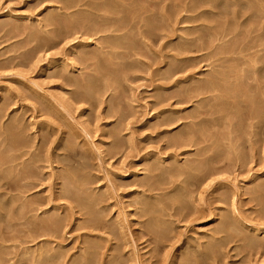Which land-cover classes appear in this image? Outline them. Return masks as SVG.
<instances>
[{"label":"rangeland","instance_id":"rangeland-1","mask_svg":"<svg viewBox=\"0 0 264 264\" xmlns=\"http://www.w3.org/2000/svg\"><path fill=\"white\" fill-rule=\"evenodd\" d=\"M58 1L59 0H57V1L56 0H0V14H1L0 15V115H2V116L6 115L5 117H3L4 119L2 118L3 119L2 122L6 123V124H8L10 122L12 117H13V119L19 118V120H21L20 122L23 121L21 123V126H22L21 130L23 132L24 137L26 138L27 143L30 145L31 149L34 146H36V147H34L36 149L33 148L32 152L31 151L30 152L34 153L33 151H35L34 154H36V155L39 154L38 160L32 159L33 161H31L33 164V168L35 166L34 170H35L36 174H38L37 175L38 177H37V179H35V181L36 180L38 181V179H39V182H36L37 185L38 184L39 185L37 186L36 189H33V191H31V194H34V198H37V199L41 198L43 201V204H40L38 206L40 211H38V212L35 211V213H32V215L30 214L31 215L30 217H32V218L34 217V221H35V217L37 215H40V217H41L42 211L47 210V209H51L52 206H54L56 204L57 205L60 204L59 205L60 208H62V207L63 208L62 209H56L57 211L56 210L50 211V212H52V214L54 211L53 215H58L57 213H59L58 216L62 217V215H64L66 213L62 217L63 218L62 225L64 224L63 226L65 228L60 226V228H61L59 230L60 233H56L57 235H54V236L52 235L53 238L56 236L54 239L56 240V238H57V241L62 236V238L59 241L64 246V249H62V252H65L64 254L66 257V264H68L70 261L76 260L75 257H77L78 250L74 247L80 246L79 243L81 245H84V243L86 242V239L88 240L91 237L90 233L92 235L94 233L93 236L96 235V237L100 236L99 240H97V241H99L98 242L99 244H100V242L102 244V245L98 244L99 247H101V246L102 247L97 249L96 254L98 256H96L94 254V258H95L94 264H99V261H100V264H106L107 261H110V260H107V258L112 259L111 264H113V260H115V258L118 259V261H119V262H115V264H125V263L126 264H187L188 262H189L188 264H191V263L192 264H196V263L197 264H206V263H208V264H264V248H261V247L259 248L257 246L255 249H254V247L253 248L248 247V249H247V246H245L242 241H240V242H242L243 244H241L240 242L237 241V239H235L236 228H238V227L241 228L240 226L235 227V229H232L234 227H232L230 229H226L225 231L220 232L218 234L213 231V228H216L217 224L220 222V218L222 219L223 217L224 218L229 217L232 220L231 222L235 223L234 216H236V215H237V217L240 216L239 218L243 219L244 223L248 222V223H246V225L250 224L252 226V227L250 226V228H255V227L258 229L260 227L264 228L263 227V225H264V214L262 213V210L264 209V207H263L264 206V204H263L264 203V195L261 196V198L263 199V200H261L259 195L257 196L256 189H255L256 187H259L264 183V121H262L263 123H260L261 125H263V129H261L262 127H259L260 124H258V127H257L256 121H254V122H256V124L252 128H249L251 125H250V122L247 121L249 119L247 117V116H249L248 114H258L264 109V102H262V100H261L262 98L259 99V96L256 95L258 93H259V95H261L260 92H258V93L256 92V94H255V93H253L254 91L253 92L251 91V94L256 96L255 97L256 100H254V101H253L254 96H252L249 92L248 94L251 95V97H250L251 99H249L251 101V103H249L250 101H246L248 98H246V100H244L245 98H243L242 101H244L245 104L242 103V105L244 104L243 105L244 108H243V106H240V107H242L243 110L240 109V107H239V109H240L239 111L242 115H244L243 118L247 121V125L249 124L248 126L244 125V127H243V124L246 123L245 120H243V119L240 120L238 117L235 118L236 114L239 112L236 109H233V111L230 109V111H231L230 113L227 111L226 113L224 112L221 115V116H223L222 119L227 118L224 122H226L227 120L228 121L230 120V122L227 121L228 123H230L229 125L227 122H226L227 124L225 123L227 125V127L229 126V128H231L230 125L232 126L234 124V121H236V120H237L236 123H238V121H239L238 124L242 125V126H237L236 123H235L236 125H233V127H232V129L234 131V132H232V133H234L233 137L229 136V134L232 135L231 132L226 133L227 129H229L226 126L225 127L227 129L226 128H224V129L218 128V127H221L218 125V124L221 125V121H222V124L224 123L222 119L221 120L218 119L219 121L218 120L215 121V124L218 127H216L215 125L212 126V124H211V127H208L210 125L207 126L209 128V131H208V128L206 130L211 135L210 140H209V141H211L210 142L211 144L209 143V145H211V147L204 150L207 152L202 151L204 153H202V152L201 153L209 156L210 155L209 153L212 151L211 155H210L211 157L217 156L215 158L219 157L221 160L219 158H218V160L221 162L224 159L223 157L225 156L226 157L224 159L225 162L224 163L221 162V163L217 164L216 167H215V165H213L215 167V170L218 169L217 172L214 170L215 172L212 174V177L208 178L209 181L206 180L207 182L202 183L200 186L198 185L199 188L196 187V185L190 186V188L187 187V189H189V192L193 191V193H189V194L185 193L184 200L187 202L183 201V203L181 202L182 204L180 203L181 205L180 204L178 205V204L174 203L173 201H171L170 199H168L167 197H165L166 198L165 200L162 199L161 204H159L161 206H159V208H158L159 215H161V217L158 215V218L160 220V224H162V226H160V227H163L164 225L165 226L159 230H160V232L163 231V234L165 233L166 235L163 236V239H160L159 237H156L157 235H155L153 233V231L150 230V228H148L150 218H149V216H146V217L142 216L143 211L138 206V204L144 199L143 195L148 194V193H146L148 190V186H147L148 183L144 184L143 182L145 180L146 181L151 180V181H149V183L154 184L157 182L156 180H158L157 178L155 179L154 177H152L153 176L152 174L150 176V173H147V172H149L147 170V168L156 162L155 161L156 159L154 160V158H156V155L162 159H166L167 157H170L171 155L172 156L174 155L176 157L179 155L177 158L179 160L181 159L180 160L181 162L183 160L184 161L183 163H186L187 161H190L192 159L200 160V157L202 158V155L199 156L200 153L198 152L197 147H196V150H194V152L197 151V152H195L196 154L194 152L190 151L191 149L193 150V148H188V147H182V148L179 147V148H176V150H175L174 146H172V147H174V149L171 147V141L176 136V134H178L177 132L180 130V126L182 124H184L185 121H187V120L190 121V119H188V117H189L191 111L193 110V106H194L193 103H186L185 102L186 99H184L185 97L182 96V94L185 92V90L192 87L193 84H189V85L186 84L187 86L185 84H180L178 86L176 82H179L180 80H183L190 75L191 76L196 75L195 77L201 76L204 79L205 73H207V72H203V70L206 68L205 67L206 63L197 62V66H193L192 69L190 68V70H188V72H185V74H184V72L179 73L173 79L166 81V80H164V77L166 75L165 73H166V70L168 68L167 66L169 63L172 62L171 56H172V54H174V52H172L173 50H172L171 45L169 46L168 43H169V41H171L173 39H177L178 35L176 34V36H174V38H172L173 36H171L170 38H165L166 40L165 39L164 40H156L155 39L156 42H155V40H154V43L152 41L153 47L151 48V44H150L149 48H146L142 43H141L142 46L139 44L140 42H142V39H141V41L139 40L140 36L138 35V33L133 32L134 36L132 34V37L133 38L135 37V39L139 38V39H137V41H135V43L139 42L138 43L139 48L141 46L140 49L143 48L142 50H144V49L145 50L141 51L138 48L137 53L134 52L135 53L134 54L133 53L134 50L132 51V53L131 52L129 53L127 58H129V56H130V58L127 60L130 64H132V69H133V70L131 69L132 72L131 71L125 72L124 74H126L127 78L122 81V83L119 85V87L116 85H113V87L111 88L113 90L110 89L109 92L106 93V95H104L101 98V102L99 101L97 105H95V106L93 105V107L95 108L94 109L93 107H91L92 106L91 104L79 102L73 98V94L76 93V91H77L76 88L74 91V86H72L73 87L72 88L71 85L68 82H66L64 80V78L62 77V75L65 73L64 69L63 68L62 69L60 68L59 70L55 69L53 67L54 66L53 64H55L57 60H60L62 58L65 59V57H68V56H69L68 58L71 59V60H69L68 58H66L69 60V61H67L69 63V65H70V63L72 64L74 62L75 63L78 62V60H76L77 56L74 57L73 55H70L71 51L76 49L75 46H77L78 44H81V43L90 42L91 40H94V43H96L95 42L96 39L90 38V40H88L89 38L87 39L86 36H84L82 38V36L80 37V35H70L66 38H63L64 41L62 40V38H60L61 40L55 39L59 43H60V41L61 42L63 41V43H61L60 45H59V43L53 41L54 43L57 44V48H55L56 46L53 47L54 44L53 45L46 44L47 41H44L42 39L39 40V38H35V37L32 38L33 35L31 34V32L37 31V32H43V34L45 36H47L45 39L50 40L51 37H49V35L46 34V32L50 31L49 30L50 25L48 22L45 23L44 22L45 19L43 20V18H46V16L48 14H50V12H53L57 8L62 7V5H63L62 0L59 1L60 3ZM9 21H10V23H9ZM39 21H41L42 24H41V22L39 23ZM240 21H242V19ZM25 23H27V24H25ZM199 24H201V22H199ZM199 24L197 23V25H199ZM13 25L16 26L17 29ZM195 25H196L195 23H187V24H182L181 27H190V26L193 27ZM18 26H20V27H18ZM25 26H27V28ZM24 28H26V30ZM21 29H23V31H21ZM188 31H190V29H188V30L186 29V31H184L183 33H186ZM28 32L30 34H28ZM178 34H180V33H178ZM26 37H27V39H26ZM76 37H77V39H76ZM67 38H69L70 40ZM73 38H74V40H73ZM172 45H174V44H172ZM92 48H93V46H92ZM150 50H152V51H150ZM77 51L78 52H76L75 54L80 55L81 53L79 52V50H77ZM119 52L123 53L125 51L123 49H120ZM139 52L140 53L142 52L141 55L144 57L143 59H145V60H142V56L140 55ZM56 53L58 54V56ZM143 53H145L146 56ZM137 54L139 55V57L137 56ZM152 54H153V56H152ZM134 55L137 58H139L140 61L144 62L145 65L148 63L146 66H148V67L150 66L151 68L148 69V67H147V69H146L145 65L143 66V64H141L139 62L137 63L136 62L137 60H136ZM188 55H183V57L184 56L188 57ZM194 55H196V54L190 53L189 56H194ZM159 56L162 58H160ZM163 56H165L166 60L164 59ZM168 56L170 58H168ZM72 58H74V59H72ZM169 59H171V60H169ZM52 60L53 61L56 60V61L52 62ZM72 60L74 62H72ZM158 61L160 62V64ZM164 62H165V64H164ZM23 63L25 66L23 65ZM78 63H79L78 65H80L81 69H77L76 70L77 72L72 71L70 74L65 73V74H67L68 77H70V75H71L70 78H73L72 76H75V79H77V76L79 77L80 76L79 74H82L81 72H83V74L79 78H81V77L83 78V76L86 77V75H89L88 73H90L91 75L94 74L93 71L91 72V70H92L91 68L86 69V67L84 66L83 63H81L80 61ZM161 63H162V65H161ZM166 63H168V64H166ZM73 65H70V66H73ZM159 65H161V66H159ZM52 68L55 70L53 71ZM84 68H85V70H84ZM165 68H166V70H165ZM155 69H157V70H155ZM58 71H60L61 75L57 74ZM62 71H64V72H62ZM261 80L264 82V78H262ZM64 82H66L70 86L66 85ZM163 85H167V86H163ZM64 86H65V88H63ZM185 86H186V88L184 90ZM163 87L165 88L164 89L165 91L160 89ZM180 87H181V89H180ZM177 88H178V91H177ZM111 91H113V93ZM156 93H157V95H156ZM160 93H162L161 94V95H163L162 97L165 98L164 104H162V103L160 104L157 101V99L159 100L158 94H160ZM153 95H155L156 97H154ZM175 95H177V96H175ZM179 95H180V97H179ZM109 96H111L110 100L107 99ZM233 96L235 97L234 94L231 95V97H233ZM69 99H71V100H69ZM183 99L185 100L184 101L185 103L183 102ZM73 100L76 102H74ZM169 100H170V103H169ZM177 100H179V104H178V102H176ZM259 100H261L260 104H258ZM13 102H14V105H13ZM100 103H102V105ZM247 103L249 104V106ZM111 104H114V105H111ZM250 104H252L251 109L253 108L251 110V113L248 112V111H250V108H249ZM255 104H257L259 106L255 105ZM261 104L263 106H261ZM65 105H66V107H65ZM108 105H110L111 107L118 105V107H116V109H120V110L122 109L123 112L125 111L124 112L125 113V115H124L125 119H123V118H122L123 120L120 119V117L118 115H116L113 112V110L109 111L107 113L108 110L113 109V108H108ZM1 106H2V108H1ZM160 106H162V107H160ZM258 107H259V109H258ZM161 108H162V110H161ZM245 108H247L246 110H248V109L249 110L246 111ZM54 109H56V110H54ZM167 109H171V110L177 112V114H175V115L171 114V116H172L171 118L174 119L173 120L174 122L171 125L164 126V127L163 126H155L156 123H154V122H157V123L159 122V120L156 119L157 115L160 116L159 112H162L163 110H167ZM256 110H260V111H256ZM48 112H50V113H48ZM245 112H246V114H245ZM228 113L232 116V117L230 116V118H232V120L234 118L233 123H232V120L230 118H228L229 117ZM240 113H238V114H240ZM262 113H264V112H262ZM108 114H110V115H108ZM234 114H235V116H233ZM24 115H26V116H24ZM118 117H119V120H118ZM174 117L175 118L177 117L179 119L181 118V119L180 120L177 118L175 119ZM216 117L217 116H215V118H214V116L213 117L210 116V118H208V119H213V118L216 119ZM8 118H9V120H8ZM77 118H79V119H77ZM127 118H129V119H127ZM150 119H153V120L150 121ZM6 121L7 122L9 121V122L7 123ZM81 122H82V124H81ZM243 122H245V123H243ZM152 123H154V124H152ZM174 123H176V124H174ZM104 125H106V126H104ZM60 126H62V127H60ZM236 126L238 127V129L241 127L242 131H241V129H239V131H238ZM152 127L155 128V130H153ZM159 127H160V129H159ZM212 127H215L217 133L216 132H214V133H216V135L213 134V131H215V129ZM222 127H224V126L222 125ZM120 128L122 129V131H120ZM234 128H236V129H234ZM245 128L247 129V134L244 131ZM256 128H257V132H256ZM258 128L260 129L261 132L259 131ZM23 129H24V131H23ZM29 129H30V131H29ZM64 129H65V132H64ZM115 129H117V131H115ZM125 129H126V131H125ZM177 129H178V131H177ZM196 129H198V128H196ZM217 129H218V131H217ZM220 129H222L223 132L225 131L226 134L229 133L227 135V137L229 136L230 137V138L228 137L229 140H231V142H234V144L235 143L240 144L242 141L244 144H245V141H247L249 144H251L253 141V144L250 146L246 142V145L244 147L243 143H242V145L240 144L242 146V148L240 145L235 144V146H234V144H233V146H232L233 149H229V147H230L229 145H231V144H229L230 141L228 140V138L227 139L225 138L226 140H228V142L224 141L225 140L224 138H221V140H220L221 134H223V136H225V134L223 132H220ZM254 129H255V132L257 134L256 136L255 135L253 136V134H252V133H255V132H253ZM61 130H62V132H61ZM25 131H26V133H25ZM112 131H115V132L113 133ZM210 131H212V132H210ZM230 131H231V129H230ZM116 132L120 133V136L117 137ZM123 132H125V133H123ZM218 132H220V134ZM65 133H67V134H65ZM115 133H116V135H115ZM248 133L249 134L251 133V135L249 136ZM106 134L107 135L109 134L111 137H109V135L106 136ZM129 134H130V136H129ZM45 135H48L49 137L45 136ZM214 136H216L218 138V141H217V138L215 139ZM234 136L238 137V138L239 137H243V138L237 139V141L239 140L238 141L239 143H238V142H236V140L233 141V139H235ZM41 137L43 138V142H44V140L46 142L47 138L49 139V141L47 139V142L44 143V144H46V146L43 144L42 141H41L42 143L40 142V140H42ZM119 137H121V138H119ZM212 137H213V139H211ZM244 137H245V140H244ZM79 138H81V139H79ZM118 138H119V140H118ZM123 138H124V140H123ZM249 138H250V140H246ZM254 138H256V139H254ZM222 139H224V140H222ZM240 139H243V140H240ZM117 140H118V142L120 141L119 143H122L121 144L122 148L120 147V149H118L119 152L117 150L114 151V149H113V146H114L115 142H117ZM212 140L217 141L216 142L217 144H218V142H220L218 144L219 147L223 145V144L221 145L222 141H223L222 143L227 142V144H229L228 147L226 146L228 149L225 148L226 143L222 146L223 147V149H222L221 147L219 148L216 145V143L213 144L214 141H212ZM64 141H65V143H64ZM68 142H70V143H68ZM60 146L62 148H60ZM130 146H131V148H130ZM215 146L217 149L215 148ZM236 146H238V148H240L241 152L239 151V149H236L237 151L234 150ZM39 147L41 149H39ZM43 147H44V149H43ZM111 148L113 149V151ZM211 148H212V150H211ZM224 148H225V150L226 149L230 150V152H235L236 155L235 154L232 155V153H231V156H229L230 155L229 151L226 150V153H225ZM47 149H49L48 150L49 152L46 151ZM242 149H243V152H242ZM72 150H74L75 152L74 151L72 152ZM46 152L48 155H45ZM140 152H141V154H140ZM222 152H224L225 154L224 153L222 154ZM237 152L239 153V155H242V159L245 160V157H246L244 164L242 162V159H240L241 162L239 161V158H238L239 155ZM11 153L14 154L15 152H7L5 154V157L12 155ZM105 153H107V155ZM212 153H214L215 156L214 155L212 156ZM227 153H229V155ZM241 153H244V154H241ZM103 154H104V156H103ZM190 154L195 155L194 156L195 158H197V156H199V157L197 159H195V158H192L193 156ZM36 155H34V157H37ZM121 155H122V157H121ZM234 155L236 156V159H235ZM40 156H41V159H43V160H41V159L39 160ZM46 156H47V158H46ZM69 156H70V158H69ZM144 156H146V157L149 156L148 158H152L151 159L152 161L150 159H148V160L145 159L146 160V162H145V160H143ZM183 156H184V158H183ZM227 156H229L231 158L227 159ZM232 156H233V158H232ZM185 157L187 159H185ZM104 158H106V159H104ZM80 159H82V160H80ZM184 159L187 161L185 162ZM230 160H231V162H229ZM236 160H237V162H236ZM38 161L40 164L38 163ZM143 161H144V163H143ZM60 162L61 163L63 162V163L61 164ZM89 162H91V163H89ZM167 162H166L168 164L167 166L174 164V161H167ZM171 162H172V164H170ZM67 163L70 165L69 167L70 168L73 167L74 170H73V168L71 170L69 167H68V169H70V170H68V169L66 170L65 166L67 165ZM235 163H236V165H235ZM63 165H65V166H63ZM39 167H40V169H39ZM225 167H226V169H225ZM63 168H64V170H63ZM75 168L76 169L78 168V169L76 170ZM75 170L78 172L76 174L78 177H80L79 175L82 172L83 175L87 174L86 176H83L81 174L83 177H86L88 179L90 178L89 181L93 180V182L90 181V183H92V185L90 183H88V186L85 185V186H83V188L87 192L91 191L92 193L98 194L99 199H101V200L103 199L102 200L103 202H101V200H99V203L96 206L90 204V205H86V207H85V204H84L83 207L81 206L79 209L80 205L78 206L75 202L69 201V199H67V197L64 198L66 195H64L63 192H62L63 194L59 193L60 189L62 188L59 185L61 182L63 183L62 177L65 174H67L68 172H70L69 174L74 173ZM78 170L81 172H79ZM111 174H113V175H111ZM60 175L61 176L63 175V176L61 177ZM167 176L168 175H165L162 178V183L164 186H160L161 190L156 191L157 193H155V191H154L153 194H158L160 192V195H162L164 197V194H168L167 192L170 191L169 195H172L171 192L173 190V187L174 186L176 187L177 184L179 185L180 180L176 177L170 178L171 176H168L169 177L168 178ZM258 176H260V177L258 178L257 181H254V183L251 182L253 180V178L255 179ZM124 177H126V179ZM150 178H152V179H150ZM153 178L155 180H153ZM169 179H171V181H169ZM175 180L177 183L174 182ZM261 180H262V182H261ZM167 181L169 182V184ZM138 183H140V185ZM254 184L255 185L257 184V185L255 186ZM130 185H131V187H130ZM143 185L145 186V188ZM160 185H162V184H160ZM139 186H141V188H139ZM170 186L172 189L170 188ZM110 187H111V189L109 191H110L111 196L108 193L109 192L108 190H106V189L103 190V188L109 189ZM168 187L170 188L169 190H167ZM49 189H50V191H49ZM201 189L203 192L201 191ZM115 190H116V192H115ZM105 191H108L107 193L109 195L107 193H106L107 195L105 194L106 196L102 195L101 192H103V194H104ZM144 191H145V193L143 194ZM227 191H229V192H227ZM196 192H200L202 194L204 193L203 194L204 196H202V194H201L202 198L204 197V199L202 201H200V198L198 196L199 194ZM99 193H101V195ZM190 194H191V196H190ZM38 195H39V197H38ZM58 195H62V196L64 195V196L63 197L60 196L62 198H59ZM186 195L188 196L187 198H186ZM48 196L49 197L52 196L51 197L52 199H50ZM139 196H140V198H139ZM220 196H222V198H220ZM46 197H48V198H46ZM43 198H46L44 200L50 199L51 202L46 203L47 204V206H46V204H44ZM257 201L260 202L261 204L258 203ZM105 202H107V203H105ZM53 203H55V204L53 205ZM72 203H74L73 204L74 209L72 208L70 210V212L72 211V213H74V214H71L68 211L70 208L69 206H71ZM100 203H103V204L99 205ZM69 204H71V205H69ZM220 204H222V205H220ZM183 205H184V207H188V208H184ZM89 207L92 209V212L90 211V214L88 213V211L90 210ZM160 207H163V208H160ZM66 208L68 210H66ZM83 208L84 209L87 208L86 211L88 214L84 213L85 210ZM108 209H109L108 212L103 211V210H108ZM161 209H163V210L160 213ZM260 209H261V211H260ZM93 210H99L100 212L97 211L96 215L101 216V217L96 216L97 219H96V217H93V216H95L94 214L96 212V211H94V213H93ZM211 211L216 213L217 216H215V220H217V219L218 220L216 222H211V219H208V221H209L208 223H205L204 221L202 222V220L204 218L206 219V217H209V212H211ZM222 211H224V212H222ZM79 212H81V215ZM61 213H62V215H61ZM91 213H93V214H91ZM33 214H36V216H34ZM82 214H84L85 216L87 214V216L85 217ZM117 214H118V217H117ZM72 215H74V216H72ZM90 215L91 216L93 215L92 219L94 218V220H92V221L95 224V226L92 225L93 224L92 221H91V224L89 223V225H87L89 220L91 219ZM140 215H141V217H140ZM50 216H51V213H50ZM219 216H220V218H219ZM86 218L87 219L89 218V220H87ZM39 219L40 218H38L36 221L38 222ZM65 219H66V221H65ZM75 219L78 221L76 222ZM99 219H102L103 222H102V220H100V222H101L100 223ZM67 220H68V222H67ZM79 220H82V221H79ZM161 221H163V222H161ZM23 222L24 221H22V223ZM97 222H99L100 225ZM120 222H121V224H120ZM165 222H167V223L165 224ZM1 223H0V225L4 229L3 225L6 226V223L5 222L4 223L1 222ZM96 223L99 225V227ZM108 223H110L112 225H110ZM84 224H85V226H84ZM113 224L116 225V228ZM90 225L95 227L96 229L94 228L93 230H96L97 232L95 231L92 233L93 230L91 231V228H87V226L91 227ZM96 225H97V227H96ZM201 225H203V226H201ZM199 226L201 228H199ZM21 228L20 229L23 231L18 230L19 228H17V227L12 229L11 232L9 230L6 231L7 232L6 238L8 241L6 240V243H7L6 245L3 244L4 246H7V247L15 244L18 247V249H20V250L18 251L17 249L12 248L13 249V251H12V249L10 250V248H9L6 251L3 249L4 247H2V248H0L1 249L0 251L3 250L2 253H5L4 251H6V253L11 251L13 253V255L10 254L11 252L8 253L7 255H9V257L13 256L15 258V256H14V254H16L15 250L17 252L21 253V251L23 252L25 248L33 247L37 243H39V244L41 243V245H44L45 244L44 241L46 239H50L49 238V236H50L49 231H47V233L45 232V234H47L45 236V238L43 236L44 233L40 232L42 235H37L36 236L37 240L30 242L31 240L28 237H29V235L31 236V232L29 233V230H31L30 229L31 226H30L29 230L26 227H24V228L21 227ZM62 228H63V230H62ZM262 228H260V229H262ZM13 230H15V232H13ZM16 230H18L20 232H17ZM83 230H85V231H83ZM88 231H91V232L87 233ZM241 231L244 233H251V231L249 232L248 230H245V229L241 230ZM8 232H10V233H8ZM24 232H25V234H24ZM234 232H235V234H234ZM16 233H19L17 235L18 237L16 235H15L16 237L13 236ZM121 233H123V234H121ZM151 233H152V235H151ZM11 234L13 237L11 236ZM27 234H29V235H27ZM110 234H111V236H110ZM258 234H262V231L258 232ZM210 235H213L214 238L209 240L208 236H210ZM237 235H239V233ZM262 236L263 235L260 236V239H262L261 238ZM39 237H40V239H39ZM98 237L96 239H98ZM16 238H19L20 240L23 239V243L21 242L23 245H21L20 241H18L19 239H16ZM201 238L205 239L206 242H205V240H203ZM216 238H217V240H216ZM103 239H107V240L105 241ZM75 240H77L76 244H78V246L74 245ZM25 241L27 242L26 244H24ZM62 241H63V243H62ZM108 241H110V242H108ZM219 242L222 246L219 245ZM3 243H5V241ZM196 243H198V245ZM206 243L208 245H206ZM213 245H215V248L217 247V250L220 248L221 249L223 248L222 252L220 251L221 250L220 249V250H218L219 253L217 252L214 254V255H216V254L218 255L215 257H214V255H212V253L206 252L207 249H205L206 247H208V249L210 247H214ZM218 245L220 248L218 247ZM48 246L50 247L49 243H48ZM198 246H199V248H197ZM203 247H205V248H203ZM103 250H104V252H103ZM112 250L114 252H112ZM197 251H199V252H197ZM203 251H205L206 253ZM79 252H81V251H79ZM6 253H5V255H6ZM183 253H185L186 256ZM195 253H198V254H195ZM207 253L213 257H211V256L209 257V255ZM201 254H203V255L200 256ZM7 255L4 258V262L5 261L7 262L5 264H11V261H7V260H9V257ZM204 255L205 256L207 255L206 256L207 258ZM73 256H75V257H73ZM194 256H196V257H194ZM199 257H202V258H199ZM2 258H3V256H2ZM123 258L125 260H123ZM197 258H199V259H197ZM213 258H215V259H213ZM20 259H21V261L19 262V264H26V263L33 264L30 262V259H31L30 257H26L27 260L25 259V257L23 259L22 258H20ZM180 259H182V260H180ZM185 259H186V262H185ZM68 260H70V261L68 262ZM131 260H133V261H131ZM41 261L44 262V260H41ZM115 261H117V260H115ZM193 261H195V262H193ZM196 261H198L199 263ZM46 262H47V259H45L44 263H46ZM81 262H83V261H81ZM64 264H65V262H64Z\"/></svg>","mask_w":264,"mask_h":264},{"label":"bare ground","instance_id":"bare-ground-1","mask_svg":"<svg viewBox=\"0 0 264 264\" xmlns=\"http://www.w3.org/2000/svg\"><path fill=\"white\" fill-rule=\"evenodd\" d=\"M57 1V0H56ZM60 1V0H59ZM58 1V2H59ZM53 3V2H52ZM60 3V2H59ZM62 7L57 8L55 11L50 12V14H48L46 16V18H43L44 22H48L49 23V27H50V31L46 32V34L49 35L50 40L49 39H45L47 36H45L43 34V32H37V31H33L31 32L32 38H39L47 41L46 44H50L56 46L55 48H57V44L54 42H57L56 40H61L60 38H66L70 35H80V37L82 36V38L84 36L87 37L88 40L91 39H96V43H94V40H91L90 42H86V43H81V44H76L77 46L76 49H74L73 51H71L70 55H73L74 57L77 56L76 60H78V62L80 61L81 63L84 64V66L86 67V69L91 68V72L93 71V75H91L90 73H88L89 75H86V77L83 76V78H79L83 72H81L82 74H79L80 76H77V79H75V76H72L73 78H70L67 76V74H70L72 71H76L77 69H81L80 65H78V62H74L72 60V62L74 63H69L67 61L71 60L68 57H65V59H60V60H55L56 63L53 64L55 69H64L65 73L67 74H63L62 77L64 78V80L66 82H68L71 87L74 86V91L76 88V93L73 94V98L76 101L79 102H83V103H89L91 104L93 107V105H97L98 102H101V98L106 95V93L109 92V90L113 87V85H116L119 87V85L122 83V81L124 79H126V74H124L127 71H131L132 69V64H130L128 62L127 56L129 55V53L133 51L137 53V50L139 48V44L142 46V44L146 47L149 48L150 44H151V48L152 46V41L154 43V40H164L165 38H170L171 36H173L172 38H174V36H177V39H173L171 41H169L168 45L172 47V52H174V54H172L171 56V63H166L168 64V68L166 70V75L164 77V80H171L173 79L176 75H178L179 73L184 72H188V70H190V68L192 69L193 66H197V62H203L206 63L205 65V69L203 70V72H207L205 73V77L204 79L201 76H197L196 75H190L188 77H186L183 80H178L179 82H176L177 85L179 86L180 84H193L192 87H188L189 89L185 90L186 86L184 87L185 92L182 94L183 97H185L184 99H186V101L183 99V102L185 101L186 103H193V112L191 111L187 121L184 122V124H182L180 126V130L178 131L177 129V133L176 136L172 139L171 141V147L174 146L175 150L176 148H182V147H188V148H193V150L191 149V152H194V150H196V147L198 148V152L200 153L199 156L202 155V158L200 157V160H190L187 161L185 159H187L185 157V162L182 160V162L176 157V156H170L167 157L166 159H162L159 158V156L156 155V158H154V160L156 161L153 165L149 166L147 168V170L151 174L153 175L152 177H154L155 179L157 178L158 180H156L157 182L154 184H150L149 181H144L143 183H148V190L146 193L148 194H144L145 191L143 192V196L144 199L140 202L139 200V204L138 206L142 209L143 214L142 216H149L150 221L148 224V228H150V230L153 231V233L155 235H157L156 237H159L160 239H163V236H165L166 234H163V231L160 232L159 229L163 228L160 227L162 226V224H160V220L158 218L159 215V211L158 208L159 204H161L162 199L165 200L167 197L168 199H170L171 201H173L176 204H180L181 202H187L184 200V195L185 193H193V191L189 192L190 186H195L199 188V186L204 183L209 181L208 178L212 177V174L217 170H215V167L217 164L219 163H224L225 162V156L222 158L223 160L220 162L218 160V158H215L217 156L214 155V153H212V156L214 155L215 157H211V152L207 155H204L202 153L207 152L204 151L206 149H208L209 147H211V145H209V143L211 141L210 137L211 135L209 134V128L215 125V121H217L218 119L221 120L223 118V116H221L224 112L226 113L227 111L230 113V109L233 111V109L236 110H240L242 109V107L245 103L244 101H242L243 98H245L244 100H246V98H248L246 101H250L249 99H251V91L253 93L256 94V92H260L261 95L256 94L257 96H259V99L262 98V102H264V82L261 80L262 78H264V0H62ZM61 5V4H60ZM238 8V9H237ZM52 9V8H51ZM48 10V9H47ZM12 12V11H11ZM13 13V12H12ZM1 15V14H0ZM12 17V16H11ZM18 18V17H17ZM22 18V17H21ZM10 19V18H9ZM242 19V21H240ZM8 21V20H7ZM6 22V21H5ZM41 21H39L40 23ZM199 22H201V24H199ZM4 23V22H3ZM10 23V21H9ZM18 23V22H17ZM21 23V22H20ZM37 23V22H36ZM187 23H195V26H190V27H181L182 24H187ZM197 23L199 25H197ZM2 24V23H1ZM8 24V23H7ZM14 24V23H13ZM19 24V23H18ZM23 24V23H22ZM27 24V23H25ZM29 24V23H28ZM42 24V22H41ZM9 25V24H8ZM17 25V24H16ZM47 25V24H46ZM3 26V25H2ZM14 26V25H13ZM7 27V26H6ZM12 27V26H11ZM16 28V26H14ZM20 27V26H18ZM27 28V26H25ZM10 28V27H9ZM13 28V27H12ZM11 28V29H12ZM26 28H24L26 30ZM29 28V27H28ZM44 28V27H43ZM46 28V27H45ZM14 29V28H13ZM17 29V28H16ZM48 29V28H47ZM186 29H190V31L183 33L184 31H186ZM15 30V29H14ZM24 30V31H25ZM33 30V29H32ZM35 30V29H34ZM17 31V30H16ZM20 31V30H19ZM21 31H23V29H21ZM29 31V30H28ZM12 32V31H11ZM30 32V31H29ZM28 32V34H30ZM133 32L138 33V35L140 36V41L142 39V42H138L135 43V41H137V39H135V37H132ZM17 33V32H16ZM24 33V32H23ZM180 33V34H178ZM21 35V34H20ZM136 35V34H135ZM134 36V34H133ZM138 36V37H139ZM30 37V36H29ZM48 37V38H49ZM31 38V37H30ZM27 39V37H26ZM56 39V40H55ZM69 39V38H67ZM77 39V37H76ZM79 39V38H78ZM85 39V38H84ZM37 40V39H36ZM70 40V39H69ZM74 40V38H73ZM155 40V42H156ZM166 40V39H165ZM175 40V41H174ZM33 41V40H32ZM54 41V42H53ZM64 41V40H63ZM63 41L59 43V45L61 43H63ZM70 42V41H69ZM85 42V41H84ZM159 42V41H158ZM38 43V42H37ZM142 43V44H141ZM56 44V45H55ZM95 44V45H94ZM174 44V45H172ZM43 45V44H42ZM44 46V45H43ZM93 46V48H92ZM140 46V48H141ZM156 46V45H155ZM32 47V46H31ZM39 47V46H38ZM69 47V46H68ZM73 47V46H72ZM45 48V47H44ZM43 48V49H44ZM91 48V49H90ZM139 48V49H140ZM164 48V47H163ZM166 48V47H165ZM169 48V47H168ZM37 49V48H36ZM35 49V50H36ZM48 49V48H47ZM70 49V48H69ZM120 49H123L125 52L121 53L119 52ZM143 49V48H142ZM140 49L141 51H144ZM34 50V51H35ZM42 50V49H41ZM68 50V49H67ZM76 50V51H75ZM77 50H79V52L81 53L80 55L75 54L76 52H78ZM168 50V49H167ZM33 51V50H32ZM39 51V50H38ZM152 51V50H150ZM163 51V50H162ZM60 52V51H59ZM67 52V51H66ZM65 52V53H66ZM35 53V52H34ZM140 53V52H139ZM150 53V52H149ZM190 53H195L196 55L194 56H189ZM57 54V53H56ZM67 54V53H66ZM69 54V53H68ZM135 54V53H134ZM142 54V52L140 53V55ZM145 55V53H143ZM189 54V55H188ZM28 55V54H27ZM34 55V54H33ZM155 55V54H154ZM163 55V54H162ZM183 55H188V57H183ZM192 55V54H191ZM23 56V55H22ZM26 56V55H25ZM58 56V54H57ZM72 56V57H73ZM133 56V55H132ZM135 56V55H134ZM137 56L139 57V55L137 54ZM142 56V55H141ZM146 56V55H145ZM153 56V54H152ZM156 56V55H155ZM160 57V56H159ZM165 59V56H163ZM68 58V59H66ZM136 58V62L143 64V66L145 65L144 62L140 61L139 58ZM144 57L142 56V60ZM156 58V57H155ZM162 58V57H160ZM168 58H170L168 56ZM27 59V58H26ZM74 59V58H72ZM139 59V60H138ZM152 59V58H151ZM157 59V58H156ZM155 59V60H156ZM162 60V59H161ZM166 60V59H165ZM16 61V60H15ZM52 60V62H55ZM148 61V60H147ZM21 62V61H20ZM24 62V61H23ZM156 62V61H155ZM159 62V61H158ZM169 62V61H168ZM6 63V62H5ZM17 64V63H16ZM49 64V63H48ZM148 64V63H147ZM146 64V65H147ZM152 64V63H151ZM154 64V63H153ZM160 64V62H159ZM165 64V62H164ZM24 65V63H23ZM145 65V66H146ZM162 65V63H161ZM159 65V66H161ZM25 66V65H24ZM52 66V65H51ZM142 66V65H141ZM152 66V65H151ZM158 66V65H157ZM165 66V65H164ZM148 66H146L147 69ZM83 68V67H82ZM151 67L149 66L148 69H150ZM53 69V68H52ZM53 69V71L55 70ZM194 69V68H193ZM85 70V68H84ZM133 70V69H132ZM136 70V69H135ZM157 70V69H155ZM161 70V69H160ZM62 71V72H64ZM82 71V70H81ZM148 71V70H147ZM61 72V73H62ZM77 72V71H76ZM132 72V71H131ZM137 72V71H136ZM17 73V72H16ZM53 73V72H52ZM160 73V72H159ZM246 73V74H245ZM57 74H60V71H58ZM124 74V75H123ZM128 74V73H127ZM131 74V73H130ZM61 75V74H60ZM73 75V74H72ZM123 75V76H122ZM199 75V74H198ZM128 76V75H127ZM203 76V75H202ZM55 77V76H54ZM61 77V78H62ZM154 77V76H153ZM159 78V77H158ZM162 78V77H161ZM157 79V78H156ZM155 79V80H156ZM177 79V78H176ZM152 80V79H151ZM154 80V81H155ZM159 81V80H158ZM162 81V80H161ZM174 81V80H173ZM66 82H64L66 85ZM63 83V84H64ZM156 83V82H155ZM174 83V82H173ZM65 85V86H66ZM69 85V86H70ZM65 86L63 88H65ZM163 86H167V85H163ZM176 86V85H175ZM68 87V86H67ZM66 87V88H67ZM16 88V87H15ZM70 88V87H69ZM73 88V87H72ZM170 88V87H169ZM156 89V88H155ZM161 90H164L165 88H160ZM181 89V87H180ZM17 90V89H16ZM113 90V89H111ZM169 90V89H168ZM183 90V91H184ZM165 91V90H164ZM178 91V88H177ZM4 92V91H3ZM60 92V91H59ZM66 92V91H65ZM113 93V91H111ZM162 92V91H161ZM182 92V91H181ZM250 92V94H248ZM6 93V92H5ZM67 93V92H66ZM162 93L158 94L159 100L157 99V101L161 104H164L165 102V98L162 97L163 95H161ZM178 94V93H177ZM234 94L235 97H231V95ZM59 95V94H58ZM68 95V94H67ZM157 95V93H156ZM154 97H156L155 95H153ZM152 96V97H153ZM177 96V95H175ZM254 96V95H252ZM261 96V97H260ZM5 97V96H4ZM70 97V96H69ZM110 97V98H109ZM107 99H111V96H109ZM153 97V98H154ZM180 97V95H179ZM182 97V98H183ZM256 96H254V100H256L255 98ZM41 98V97H40ZM72 98V99H73ZM170 98V97H169ZM168 98V99H169ZM172 98V97H171ZM174 98V97H173ZM176 98V97H175ZM26 99V98H25ZM106 99V100H107ZM135 99V98H134ZM3 100V99H2ZM43 100V99H42ZM57 100V99H56ZM71 100V99H69ZM105 100V101H106ZM113 100V99H112ZM125 100V99H124ZM175 100V99H174ZM261 100H259L260 104ZM44 101V100H43ZM74 101V100H73ZM74 101V102H76ZM182 101V100H181ZM252 101V102H253ZM19 102V101H18ZM71 102V101H70ZM69 102V103H70ZM103 102V101H102ZM157 102V103H158ZM168 102V101H167ZM176 102H178L179 104V100H177ZM184 102V103H185ZM50 103V102H49ZM68 103V102H67ZM108 103V102H107ZM122 103V102H121ZM170 103V100H169ZM242 103H244L242 105ZM251 103V101L249 102ZM255 103V102H254ZM257 103V102H256ZM6 104V103H5ZM102 105V103H100ZM181 104V103H180ZM248 104V103H247ZM253 104V103H252ZM250 104V111L246 110L247 108H245L246 111L251 113V105ZM9 105V104H8ZM14 105V102H13ZM16 105V104H15ZM114 105V104H111ZM121 105V104H120ZM257 105V104H255ZM100 106V105H99ZM246 106V105H245ZM249 106V104H248ZM259 106V105H257ZM261 106H263L261 104ZM11 107V106H10ZM15 107V106H14ZM48 107V106H47ZM51 107V106H50ZM66 107V105H65ZM117 106H110L108 105V108H113L107 111V113L109 111H112L118 115L120 117V119H125L124 115H125V111L123 112L122 109H116ZM162 107V106H160ZM240 107V109H239ZM255 107V106H254ZM2 108V106H1ZM53 108V107H52ZM63 108V107H62ZM94 108V107H93ZM98 108V107H97ZM100 108V107H99ZM121 108V107H120ZM166 108V107H165ZM169 108V107H168ZM244 108V106H243ZM263 108V107H262ZM261 108V109H262ZM17 109V108H16ZM26 109V108H25ZM64 109V108H63ZM70 109V108H69ZM90 109V108H89ZM95 109V108H94ZM93 109V110H94ZM132 109V108H131ZM191 109V108H190ZM259 109V107H258ZM56 110V109H54ZM158 110V109H157ZM162 110V108H161ZM235 110V111H236ZM243 110V109H242ZM234 111V112H235ZM255 111V110H254ZM256 111H260V110H256ZM23 112V111H22ZM112 112V113H113ZM185 112V111H184ZM264 109L258 113V114H248L249 116H247L249 119L247 121L250 122V127L252 128L256 122H257V127L258 124L263 123L262 121H264ZM38 113V112H37ZM50 113V112H48ZM53 113V112H52ZM74 113V112H73ZM95 113V112H94ZM129 113V112H128ZM160 116L157 115V118L159 120V122H154L156 123L155 126H168L171 125L174 121V119H172L171 114L175 115L177 114V112L171 110V109H167V110H163L162 112H159ZM228 113V114H229ZM236 113V112H235ZM240 113V111L238 112ZM235 114L233 116H235V118H239L240 120H245L243 117L244 115L240 114ZM255 113V112H254ZM6 114V113H5ZM55 114V113H54ZM150 114V113H149ZM227 114V115H228ZM233 114V113H232ZM246 114V112H245ZM110 115V114H108ZM6 116V115H5ZM0 115V223L1 222H5L6 226H4V229L2 228V226L0 225V248L4 247L3 249L7 251V249L10 248V250L12 248L17 249L18 251L20 249H18V247L13 244L12 246H4L3 244H7L6 240H7V232L6 231H10L12 229H14L15 227L19 228L18 230H21V227H26L30 228L31 226V230H29V233L31 232V236L29 234L30 238V242H33L35 240H37V235H42L40 232L44 233V238L47 234H45V232L47 233V231L50 232V239H44L45 244L41 245V243H37L35 246L33 247H27L24 249V251L21 253L17 252L15 250L14 256H10L7 255L8 253H6V251H4L6 253V255L9 257V260L7 261H11V264H19V262L21 261L20 258H24L26 259V257H30V262L33 264H66V257H65V252H62V249H64V246L60 243V239L57 241L52 237V235H57L56 233H60V226L64 227L62 225V220H63V216L62 213V217L58 216L59 213H57L58 215H53L52 210H56V209H62L60 208V204L59 205H54L55 203H53L54 206H52L51 209H47L42 211L41 213V217L40 215L33 214L35 217V221H34V217H30L32 215V213H35L40 211L39 209V205L43 204L42 199H37L34 198V194H31V191H33V189H36L37 183L39 182L35 179H37V175L34 168H33V164L31 161L34 160H38V155L34 154L35 151L32 152V149L36 146H34L32 149L30 147V145L27 143L26 138L23 135L22 132V126L20 122L21 120H19V118H14L12 117V121L10 120V124H6L3 123L2 120L4 119L3 117ZM21 116V115H20ZM26 116V115H24ZM129 116V115H128ZM209 116V117H208ZM214 116H217L216 119H208ZM229 116V117H228ZM227 117L230 118V114ZM83 117V116H82ZM118 117V120H119ZM130 117V116H129ZM185 117V116H184ZM208 117V118H207ZM232 117V116H231ZM3 118V119H2ZM57 118V117H56ZM175 118V117H174ZM177 118V117H176ZM175 118V119H176ZM225 118V117H224ZM23 119V118H22ZM79 119V118H77ZM76 119V120H77ZM81 119V118H80ZM108 119V118H107ZM122 119V120H123ZM129 119V118H127ZM179 119V118H177ZM181 119V118H180ZM179 119V120H180ZM183 119V118H182ZM227 119V118H226ZM226 119H222L223 122ZM232 120V118H230ZM7 120V119H6ZM9 120V118H8ZM65 120V119H64ZM153 119H150V121H152ZM218 120V121H219ZM183 121V120H182ZM228 121V120H227ZM226 121V122H227ZM234 121V118L232 120V123ZM246 121V120H245ZM247 121L245 124H243L246 126L247 125ZM256 121V122H254ZM121 122V121H120ZM177 122V121H176ZM224 122L222 124L221 121V125L218 124L221 127L218 128H226L227 127V123L230 122V120L226 123ZM236 121H234L233 125L237 126H242L241 124L239 125V121L238 123H236ZM248 122V123H249ZM152 123V124H154ZM217 123V122H216ZM220 123V122H219ZM226 123V124H225ZM236 123V124H235ZM242 123V122H241ZM82 124V122H81ZM176 124V123H174ZM230 123H228L229 125ZM121 125V124H120ZM210 125V126H208ZM222 125L224 127H222ZM233 125L229 128V126L227 128V132H234L232 127ZM249 125V124H248ZM247 125V126H248ZM24 126V125H23ZM29 126V125H28ZM59 126V125H58ZM79 126V125H78ZM106 126V125H104ZM208 126V127H207ZM226 126V127H225ZM236 126V128L238 129V127ZM35 127V126H34ZM62 127V126H60ZM124 127V126H123ZM206 127V128H205ZM256 127V126H255ZM259 127H262L261 129H263V125L260 124ZM36 128V127H35ZM90 128V127H89ZM198 128V129H196ZM208 128V131L206 130ZM215 129V127H212ZM211 128V129H212ZM234 128V129H236ZM33 129V128H32ZM86 129V128H85ZM110 129V128H109ZM153 130H155V128L152 127ZM160 129V127H159ZM231 129V131H230ZM239 129L242 128L240 127ZM238 129V131H239ZM259 129V128H258ZM24 131V129H23ZM30 131V129H29ZM111 131V130H110ZM109 131V132H110ZM115 131H117V129H115ZM115 131H112L113 133ZM120 131H122V129L120 128ZM119 131V132H120ZM126 131V129H125ZM218 131V129H217ZM237 131V132H238ZM244 131L247 134V129L245 128ZM260 131V129H259ZM62 132V130H61ZM65 132V129H64ZM108 132V133H109ZM212 132V131H210ZM216 129L215 131H213V134L216 135ZM220 132H223L222 129H220ZM220 132H218L220 134ZM236 132V131H235ZM251 132V131H250ZM255 132V129L254 131ZM256 132H257V128H256ZM255 133H252L253 136L257 135ZM261 132V131H260ZM26 133V131H25ZM44 133V132H43ZM117 133V137L120 136V133ZM115 133V135H116ZM125 133V132H123ZM225 134V136H223V134H221L220 140L221 138H228L229 136L233 137V134L227 137L228 134L225 133V131L223 132ZM241 133V132H240ZM67 134V133H65ZM238 134V133H237ZM249 134V133H248ZM26 135V134H25ZM40 135V134H39ZM70 135V134H69ZM109 135V134H108ZM106 134V136H108ZM113 135V134H112ZM114 135V136H115ZM174 135V134H173ZM236 135V134H235ZM241 135V134H240ZM239 135V136H240ZM251 135V133L249 134V136ZM30 136V135H29ZM43 136V135H42ZM48 136V135H45ZM130 136V134H129ZM162 136V135H161ZM242 136V135H241ZM244 136V135H243ZM44 137V136H43ZM49 137V136H48ZM71 137V136H70ZM74 137V136H73ZM109 137H111L109 135ZM116 137V136H115ZM116 137V138H117ZM123 137V136H122ZM165 137V136H164ZM215 139L217 138L216 136H214ZM229 137V138H230ZM29 138V137H28ZM37 138V137H36ZM45 138V137H44ZM47 138V137H46ZM103 138V137H102ZM121 138V137H119ZM118 138V140H119ZM228 138V140H229ZM237 141V139L239 138H243V137H235ZM42 140H40V142H43V138L41 137ZM48 139V138H47ZM46 139V142H47ZM61 139V138H60ZM81 139V138H79ZM106 139V138H105ZM110 139V138H109ZM108 139V140H109ZM126 139V138H125ZM169 139V138H168ZM213 139V137L211 138ZM222 139V140H224ZM224 140L227 141L228 140ZM232 139V138H231ZM256 139V138H254ZM117 140V142H115L113 149L114 151L118 149H120V147L122 146V143H119ZM124 140V138H123ZM243 140V139H240ZM245 140V137H244ZM246 140H250L246 139ZM37 141V140H36ZM49 141V139H48ZM68 141V140H67ZM66 141V142H67ZM70 141V140H69ZM214 141V140H212ZM218 141V138H217ZM217 141H214L213 144H215ZM231 145L227 144V142L222 143L221 145L225 144V148L228 147V145L230 146L229 149H233L232 146L234 144V142H231V140H229ZM256 141V140H255ZM41 142V143H42ZM45 140L43 142L46 143ZM123 142V141H122ZM167 142V141H166ZM169 142V141H168ZM241 142V141H240ZM243 143V141L240 143L245 147L246 145ZM62 143V142H61ZM65 143V141H64ZM70 143V142H68ZM67 143V144H68ZM104 143V142H103ZM114 143V142H113ZM220 142H218L219 144ZM239 143V142H238ZM248 143V142H247ZM256 143V142H255ZM33 144V143H32ZM60 144V143H59ZM63 144V143H62ZM111 144V143H110ZM124 144V143H123ZM211 144V143H210ZM218 144L216 143V145L218 146ZM236 145H240L235 143ZM234 144V146H235ZM249 144V143H248ZM253 144V141L251 144H249L250 146ZM46 146V144H44ZM70 145V144H69ZM85 145V144H84ZM100 145V144H99ZM98 145V146H99ZM125 145V144H124ZM131 145V144H130ZM169 145V144H168ZM222 145V146H223ZM240 145V146H241ZM256 145V144H255ZM42 146V145H41ZM67 146V145H66ZM213 146V145H212ZM220 146L222 149L223 147ZM227 146V147H226ZM239 146V147H240ZM127 147V146H126ZM129 147V146H128ZM133 147V146H132ZM174 147H172L174 149ZM214 147V146H213ZM219 147V146H218ZM219 147V148H220ZM47 148V147H46ZM60 148H62L60 146ZM65 148V147H64ZM97 148V147H96ZM122 148V147H121ZM131 148V146H130ZM139 148V147H138ZM195 148V149H194ZM216 148V146H215ZM224 148V150H225ZM242 148V146H241ZM256 148V147H255ZM36 149V148H34ZM39 149H41L39 147ZM38 149V150H39ZM44 149V147H43ZM74 149V148H73ZM110 149V148H109ZM112 149V148H111ZM112 149V151H113ZM129 149V148H128ZM171 149V148H170ZM217 149V148H216ZM228 149V148H227ZM226 149V150H227ZM236 149H239V151L241 152L240 148H238V146L235 147V151H237ZM244 149V148H243ZM242 149V152H243ZM251 149V148H250ZM249 149V150H250ZM49 149H47L46 151H48ZM134 150V149H133ZM212 150V148H211ZM215 150V149H214ZM223 150V151H224ZM225 150V153H226ZM31 151V152H30ZM55 151V150H54ZM74 150H72L73 152ZM89 151V150H88ZM102 151V150H101ZM109 151V150H108ZM127 151V150H126ZM130 151V150H129ZM138 151V150H137ZM204 151V152H202ZM210 151V150H209ZM208 151V152H209ZM227 153L229 156L235 154V152H230ZM238 151V152H239ZM7 152H15L12 155H9L8 157H5V154ZM39 152V151H38ZM49 152V151H48ZM75 152V151H74ZM105 152V151H104ZM119 152V151H118ZM134 152V151H133ZM142 152V151H141ZM140 152V154H141ZM197 152V151H195ZM194 152V153H195ZM202 152V153H201ZM221 152V151H220ZM237 152V153H238ZM250 152V151H249ZM40 153V152H39ZM102 153V152H101ZM193 153V154H194ZM224 152H222L223 154ZM224 153V154H225ZM100 154V153H99ZM107 155V153H105ZM155 154V153H154ZM187 154V153H186ZM196 154V153H195ZM221 154V153H220ZM244 154V153H241ZM34 155H36L37 157H34ZM45 155H48L47 152ZM80 155V154H79ZM177 155V154H176ZM185 155V154H184ZM189 155V154H188ZM192 155V154H190ZM198 155V154H197ZM236 155V154H235ZM234 155V156H235ZM239 155V153H238ZM246 155V154H245ZM104 156V154H103ZM164 156V155H163ZM169 156V155H168ZM192 158H195V155H192ZM197 156V158L199 157ZM223 156V155H222ZM227 156L228 158H231ZM256 156V155H255ZM122 157V155H121ZM143 157V156H142ZM144 156L143 160H148V159H152V158H148ZM152 157V156H151ZM155 157V156H154ZM166 157V156H165ZM248 157V156H247ZM47 158V156H46ZM45 158V159H46ZM66 158V157H65ZM70 158V156H69ZM141 158V157H140ZM184 158V156H183ZM195 158V159H197ZM233 158V156H232ZM239 161L241 162L240 159H242V155L238 156ZM41 159V156L39 157V160ZM61 159V158H60ZM78 159V158H77ZM76 159V160H77ZM106 159V158H104ZM220 159V158H219ZM236 159V156H235ZM234 159V160H235ZM43 160V159H41ZM70 160V159H69ZM82 160V159H80ZM90 160V159H89ZM141 160V159H140ZM145 160V162H146ZM221 160V159H220ZM246 160V157H245ZM244 159H242V162L244 164ZM254 160V159H253ZM252 160V161H253ZM49 161V160H48ZM58 161V160H57ZM74 161V160H73ZM152 161V160H151ZM167 161H174L173 165H169L167 166L168 162ZM35 162V161H34ZM33 162V163H34ZM154 162V161H153ZM167 162V163H166ZM231 162V160L229 161ZM237 162V160H236ZM39 163V161H38ZM50 163V162H49ZM61 163V162H60ZM63 163V162H62ZM61 163V164H62ZM77 163V162H76ZM91 163V162H89ZM121 163V162H120ZM144 163V161H143ZM183 163V164H182ZM227 163V162H226ZM32 164V165H31ZM40 164V163H39ZM47 164V163H46ZM53 164V163H52ZM75 164V163H74ZM79 164V163H78ZM172 164V162L170 163ZM176 164V165H175ZM230 164V163H229ZM68 165V166H67ZM67 165H63L65 166L66 170L68 169V167L70 166L68 163ZM149 165V164H148ZM215 165V167L213 166ZM226 165V164H225ZM236 165V163H235ZM50 166V165H49ZM76 166V165H75ZM113 166V165H112ZM224 166V165H223ZM229 166V165H228ZM38 167V166H37ZM36 167V168H37ZM48 167V166H47ZM46 167V168H47ZM78 167V166H77ZM118 167V166H117ZM120 167V166H119ZM142 167V166H141ZM70 168V167H69ZM73 168V167H72ZM72 168H70L72 170ZM90 168V167H89ZM214 168V169H213ZM231 168V167H230ZM40 169V167H39ZM50 169V168H49ZM54 169V168H53ZM68 169V170H70ZM76 169V168H75ZM78 169V168H77ZM76 169V170H77ZM80 169V168H79ZM226 169V167H225ZM64 170V168H63ZM62 170V171H63ZM74 170V168H73ZM75 170V174L68 172L67 174H65L62 178H63V183H60V187H62L60 189L59 193H64V195H66L64 198L67 197V199H69V201L75 202L78 206L79 209L80 207L85 204L86 205H94L96 206L99 203V196L96 193H92L91 191L87 192L83 186L87 185L88 183H90V181L93 182V180H90L86 177V175L82 174V170L79 171L80 173V177H78L76 174L78 173ZM88 170V169H87ZM215 170V171H214ZM231 170V169H230ZM38 171V170H37ZM40 171V170H39ZM84 171V170H83ZM113 172V171H112ZM92 173V172H91ZM145 173V172H144ZM53 174V173H52ZM61 174V173H60ZM83 176H82V175ZM100 174V173H99ZM54 175V174H53ZM57 175V174H56ZM55 175V176H56ZM113 175V174H111ZM171 176L170 178L176 177L180 180V184L175 187H173L172 190V195H169L170 191L167 192L168 194H164V197L162 195H160V192L158 194H153V192L155 191V193H157L156 191L161 190L160 186H164L162 183V178L165 176ZM121 176V175H120ZM119 176V177H120ZM167 176V177H168ZM82 177V178H81ZM112 177V176H111ZM139 177V176H138ZM142 177V176H141ZM260 176L256 177L255 179L253 178V180L251 182L254 183V181H257L258 178ZM80 178V179H79ZM96 178V177H95ZM126 179V177H124ZM153 178V180H155ZM169 178V177H168ZM221 178V177H220ZM46 179V178H45ZM144 179V178H143ZM152 179V178H150ZM48 180V179H47ZM103 180V179H102ZM141 180V179H140ZM152 180V181H153ZM207 180V181H206ZM105 181V180H104ZM142 181V180H141ZM140 181V182H141ZM169 181H171V179H169ZM212 181V180H211ZM45 182V181H44ZM47 182V181H46ZM116 182V181H115ZM168 182V181H167ZM176 182V180L174 181ZM262 182V180H261ZM50 183V182H49ZM97 183V182H96ZM101 183V182H100ZM104 183V182H103ZM153 183V182H152ZM177 183V182H176ZM209 183V182H208ZM59 184V183H58ZM92 185V183H90ZM129 184V183H128ZM140 185V183H138ZM162 184V185H160ZM165 184V183H164ZM169 184V182H168ZM172 184V183H171ZM211 184V183H210ZM262 184V183H261ZM62 185V186H61ZM94 185V184H93ZM199 185V186H198ZM205 185V184H204ZM208 185V184H207ZM255 185V184H254ZM257 185V184H256ZM255 185V186H256ZM86 186V187H87ZM127 186V185H126ZM129 186V185H128ZM144 186V185H143ZM168 186V185H167ZM206 186V185H205ZM254 186V187H255ZM93 187V186H92ZM108 187V186H107ZM115 187V186H114ZM113 187V188H114ZM131 187V185H130ZM166 187V186H165ZM207 187V186H206ZM226 187V186H225ZM112 188V189H113ZM116 188V187H115ZM139 188H141V186H139ZM145 188V186H144ZM143 188V189H144ZM171 188V186H170ZM168 187L167 190L170 189ZM193 188V187H192ZM202 188V187H201ZM110 190L111 187L108 188H103V190ZM128 189V188H127ZM130 189V188H129ZM172 189V188H171ZM207 189V188H206ZM248 189V188H247ZM256 193L257 196L259 195V197L261 198V196L264 195V183L259 186L256 187ZM188 190V191H187ZM191 190V189H190ZM196 190V189H195ZM36 191V190H35ZM50 191V189H49ZM98 191V190H97ZM108 191H105L104 194L103 192L102 195H105ZM143 191V190H142ZM197 191V190H196ZM199 191V190H198ZM202 191V189H201ZM116 192V190H115ZM125 192V191H124ZM136 192V191H135ZM203 192V191H202ZM220 192V191H219ZM222 192V191H221ZM229 192V191H227ZM62 193V194H63ZM101 193H99L101 195ZM110 194V191L108 192ZM107 193V194H108ZM137 193V192H136ZM198 193L197 195L200 198V201H202L204 199V197L202 198V196H204L202 193L200 192H196ZM214 193V192H213ZM252 193V192H251ZM106 194V195H107ZM108 194V195H109ZM134 194V193H133ZM138 194V193H137ZM195 194V193H194ZM202 194V196H201ZM52 195V194H51ZM56 195V194H55ZM54 195V196H55ZM63 195V196H64ZM105 195V196H106ZM136 195V194H135ZM217 195V194H216ZM229 195V194H228ZM254 195V194H253ZM59 198H62V195H58ZM62 196V197H60ZM104 196V197H105ZM111 196V194H110ZM137 196V195H136ZM191 196V194H190ZM235 196V195H234ZM39 197V195H38ZM49 197V196H48ZM46 197V198H48ZM52 197V196H51ZM51 197H49L50 199H52ZM108 197V196H107ZM163 197V198H162ZM188 196L186 195V198ZM255 197V196H254ZM46 198H43L46 199ZM106 198V197H105ZM136 198V197H135ZM140 198V196H139ZM220 198H222V196H220ZM50 199L48 200H44V204L51 202ZM228 199V198H227ZM231 199V198H230ZM103 200V199H102ZM101 200V202H103ZM107 200V199H106ZM126 200V199H125ZM192 200V199H191ZM222 200V199H221ZM261 200H263L261 198ZM47 201V202H46ZM66 201V200H65ZM112 201V200H111ZM136 201V200H135ZM134 201V202H135ZM199 201V202H200ZM223 201V200H222ZM226 201V200H225ZM189 202V201H188ZM255 202V201H254ZM258 202V201H257ZM63 203V202H62ZM67 203V202H66ZM107 203V202H105ZM181 203V204H182ZM203 203V202H202ZM260 203V202H258ZM73 204H69L71 206H69V210L66 208V210H68L70 212V210L73 207ZM75 204V205H76ZM103 203H100L99 205H101ZM128 204V203H127ZM131 204V203H130ZM180 204V205H181ZM187 204V203H186ZM200 204V203H199ZM230 204V203H229ZM257 204V203H256ZM261 204V203H260ZM264 204V203H263ZM62 205V204H61ZM108 205V204H107ZM112 205V204H111ZM158 205V206H157ZM222 205V204H220ZM231 205V204H230ZM234 205V204H233ZM42 206V205H41ZM47 206V204H46ZM68 206V205H67ZM117 206V205H116ZM192 206V205H191ZM190 206V207H191ZM77 207V206H76ZM184 207V205H183ZM224 207V206H223ZM264 207V206H263ZM44 208V207H43ZM90 208V207H89ZM100 208V207H99ZM98 208V209H99ZM130 208V207H129ZM163 208V207H160ZM184 208H188V207H184ZM183 208V209H184ZM192 208V207H191ZM225 208V207H224ZM45 209V208H44ZM84 209V208H83ZM87 208H85L83 211L84 213H87L86 211ZM232 209V208H231ZM136 210V209H135ZM160 210V209H159ZM163 209H161L160 213L162 212ZM172 210V209H171ZM213 210V209H212ZM221 210V209H220ZM233 210V209H232ZM231 210V211H232ZM57 211V210H56ZM61 211V210H60ZM90 211L92 212V209L90 208V210L88 211V213L90 214ZM95 212V216L93 217H101L96 215L97 211L99 210H93V213ZM105 212H108V210H103ZM118 211V210H117ZM179 211V210H178ZM261 211V209H260ZM67 212V211H66ZM100 212V211H99ZM98 212V213H99ZM136 212V211H135ZM183 212V211H182ZM186 212V211H185ZM224 212V211H222ZM51 213V216H50ZM71 214L72 211L70 212ZM81 215V212H79ZM87 213V214H88ZM91 213V214H93ZM262 213L264 214V209L262 210ZM31 214V215H30ZM78 214V213H77ZM86 214V216H87ZM187 214V213H186ZM208 214V213H207ZM206 214V215H207ZM258 214V213H257ZM79 215V214H78ZM84 215V214H82ZM132 215V214H131ZM205 215V216H206ZM44 216V217H43ZM74 216V215H72ZM85 216V215H84ZM85 216V217H86ZM91 216V215H90ZM89 216V217H90ZM92 216L90 217L91 219L89 220V218L87 220H89V223L91 224V221L94 220V218L92 219ZM161 217V215H159ZM163 216V215H162ZM215 216L216 213L215 212H209V217H206V219L204 218L202 220V222L204 221L205 223H208V219H211V222H216L217 220H215ZM66 217V216H65ZM64 217V218H65ZM70 217V216H69ZM78 217V216H77ZM96 217V219H97ZM118 217V214H117ZM141 217V215H140ZM204 217V216H203ZM240 217V216H239ZM236 216H234V221L235 223L231 222L232 220L229 217H223L222 219L220 218V222L217 224L216 228H213V231L215 233H220L225 231L226 229H230L232 227V229H235V227L240 226L241 228H236V235H235V239H237L238 242L242 241L244 243L245 246L251 247L254 249L258 246L259 248H264V228L262 229H258V228H250V224L246 225V223H244L243 219L239 218ZM39 219V221L37 222L36 220ZM115 218V217H114ZM68 219V218H67ZM79 219V218H78ZM116 219V218H115ZM34 222H33V221ZM76 220V219H75ZM83 220V219H82ZM79 220V221H82ZM102 219H99V222ZM163 220V219H162ZM199 220V219H198ZM201 220V219H200ZM22 221H24L22 223ZM66 221V219H65ZM78 220H76L77 222ZM107 221V220H106ZM111 221V220H110ZM116 221V220H115ZM68 222V220H67ZM85 222V221H84ZM97 222V223H99ZM103 222V220H102ZM117 222V221H116ZM163 222V221H161ZM66 223V222H65ZM75 223V222H74ZM79 223V222H78ZM93 223V221H92ZM96 223V224H97ZM101 223V222H100ZM99 223V225H100ZM113 223V222H112ZM167 222H165L166 224ZM2 224V223H1ZM82 224V223H81ZM86 224V223H85ZM84 224V226H85ZM110 224V223H108ZM121 224V222H120ZM78 225V224H77ZM93 226H95V224H92ZM98 225V224H97ZM96 225V227H97ZM98 225V227H99ZM112 225V224H110ZM114 225V224H113ZM169 225V224H168ZM214 225V224H213ZM21 226V227H20ZM91 226V225H90ZM89 227L87 226V228H91V231L95 228V227ZM116 228V225H114ZM146 226V225H145ZM203 226V225H201ZM205 226V225H204ZM261 226V225H260ZM93 227V228H92ZM252 227V226H251ZM264 227V225H263ZM21 228V229H20ZM65 228V227H64ZM82 228V227H81ZM108 228V227H107ZM123 228V227H122ZM143 228V227H142ZM199 228H201L199 226ZM212 228V227H211ZM96 229V228H95ZM103 229V228H102ZM101 229V230H102ZM113 229V228H112ZM124 229V228H123ZM248 230L249 232L251 231V233H244L241 230ZM16 230L17 232H20ZM25 230V229H24ZM63 230V228H62ZM104 230V229H103ZM108 230V229H107ZM117 230V229H116ZM200 230V229H199ZM238 230V231H237ZM85 231V230H83ZM88 231L87 233L91 232ZM96 230H93V232H95ZM99 231V230H98ZM247 231V232H248ZM262 231V234H258V232ZM8 232V233H10ZM13 232H15V230H13ZM79 232V231H78ZM97 232V231H96ZM102 232V231H101ZM114 232V231H113ZM124 232V231H123ZM165 232V231H164ZM28 233V232H27ZM39 233V234H38ZM55 233V234H54ZM105 233V232H104ZM210 233V232H209ZM239 233V235H237ZM13 234V233H12ZM11 234V236H12ZM19 233L14 234L13 236H17ZM21 234V233H20ZM25 234V232H24ZM23 234V235H24ZM66 234V233H65ZM113 234V233H112ZM123 234V233H121ZM153 234V235H154ZM171 234V233H170ZM205 234V233H204ZM235 234V232H234ZM26 235V236H27ZM94 235V233H93ZM90 233V238L84 243V245H81L79 243L80 246H78V244H76L75 240V244L78 247H74L78 250V254L77 257H75L76 260L70 261L68 260V264H94V254L96 256H98L96 254L97 249L101 248L98 246V242L96 239V235L93 236ZM107 235V234H106ZM152 235V233H151ZM216 235V234H215ZM232 235V234H231ZM263 235L260 239V236ZM12 236V237H13ZM15 236V237H16ZM20 236V235H19ZM22 236V235H21ZM42 236V237H43ZM65 236V235H64ZM89 236V235H88ZM111 236V234H110ZM119 236V235H118ZM219 236V235H218ZM18 237V236H17ZM48 237V236H47ZM106 237V236H105ZM155 237V236H154ZM24 238V237H23ZM27 238V237H26ZM53 238V239H52ZM83 238V237H82ZM110 238V237H109ZM116 238V237H115ZM214 236L210 235L208 236V239H213ZM15 239V238H14ZM19 239V238H16ZM40 239V237H39ZM77 239V238H76ZM114 239V238H113ZM126 239V238H125ZM198 239V238H197ZM203 239V238H201ZM200 239V240H201ZM13 240V239H12ZM26 240V239H25ZM63 240V239H62ZM103 240H107V239H103ZM109 240V239H108ZM118 240V239H117ZM116 240V241H117ZM192 240V239H191ZM199 240V239H198ZM205 240V239H203ZM217 240V238H216ZM5 241V243H3ZM8 241V240H7ZM15 241V240H14ZM18 241H20V243H23V239H19ZM79 241V240H78ZM126 241V240H125ZM161 241V240H160ZM194 241V240H193ZM213 241V240H212ZM215 241V240H214ZM219 241V240H218ZM17 242V241H16ZM110 242V241H108ZM192 242V241H191ZM195 242V241H194ZM204 242V241H203ZM206 242V240H205ZM217 242V241H216ZM242 242H240L241 244H243ZM15 243V242H14ZM21 243V245H23ZM27 242L25 241L24 244H26ZM48 243L50 245V247L48 246ZM63 243V241H62ZM209 243V242H208ZM214 243V242H213ZM226 243V242H225ZM224 243V244H225ZM32 244V243H31ZM34 244V243H33ZM43 244V243H42ZM101 244V242H100ZM99 244V245H100ZM198 245V243H196ZM195 244V245H196ZM202 244V243H201ZM73 245V246H74ZM102 245V244H101ZM189 245V244H188ZM206 245H208L206 243ZM217 245V244H216ZM219 245L220 242H219ZM218 245V247H219ZM71 246V245H70ZM104 246V245H103ZM202 246V245H201ZM214 247H210L208 249V247H203L205 249H207L206 252H210L212 253V255H214L215 253L218 252L217 247L215 248V245H213ZM222 246V245H221ZM224 246V245H223ZM196 247V246H195ZM20 248V247H19ZM122 248V247H121ZM199 248V246L197 247ZM202 248V249H203ZM243 248V247H242ZM109 249V248H108ZM195 249V248H194ZM223 249V248H222ZM222 249L220 250L222 252ZM1 250V249H0ZM70 250V249H69ZM125 250V249H124ZM201 250V249H200ZM204 250V249H203ZM3 251V250H2ZM2 251H0V264H5L7 263L6 261L4 262V258H5V253H2ZM13 251V249H12ZM74 251V250H73ZM81 251V252H79ZM83 251V252H82ZM99 251V250H98ZM257 251V250H256ZM104 252V250H103ZM112 252H114L112 250ZM199 252V251H197ZM205 252V251H203ZM205 252V253H206ZM18 253V254H17ZM67 253V252H66ZM134 253V252H133ZM190 253V252H189ZM207 253V254H208ZM219 253V252H218ZM4 254V255H3ZM11 255H13V253H10ZM68 254V253H67ZM70 254V253H69ZM76 254V253H75ZM74 254V255H75ZM185 254V253H183ZM198 254V253H195ZM194 254V255H195ZM190 255V254H189ZM203 254H201L200 256H202ZM209 255V254H208ZM222 255V254H221ZM3 256V258H2ZM67 256V255H66ZM95 256V257H96ZM132 256V255H131ZM186 256V254H185ZM184 256V257H185ZM205 256V255H204ZM203 256V257H204ZM207 256V255H206ZM205 256V257H206ZM211 255H209L210 257ZM218 256L217 254L214 255ZM17 257V258H16ZM121 257V256H120ZM196 257V256H194ZM193 257V258H194ZM213 257V256H211ZM97 258V257H96ZM106 258V257H105ZM131 258V257H130ZM187 258V257H186ZM192 258V257H191ZM202 258V257H199ZM197 258V259H199ZM207 258V257H206ZM16 259V260H15ZM29 259V258H28ZM45 259H47V262H45ZM68 259V258H67ZM183 259V258H182ZM180 259V260H182ZM204 259V258H203ZM215 259V258H213ZM27 260V259H26ZM41 260H44V262H42ZM49 260V261H48ZM72 260V259H71ZM79 260V261H78ZM106 264H111V260L107 258ZM117 260V261H115ZM115 260H113V264H115V262H119L118 259L115 258ZM123 260H125L123 258ZM184 260V259H183ZM195 260V259H194ZM202 260V259H201ZM29 261V260H28ZM41 261V262H40ZM83 261V262H81ZM133 261V260H131ZM136 261V260H135ZM191 261V260H190ZM81 262V263H80ZM126 262V261H125ZM186 262V259H185ZM195 262V261H193ZM198 262V261H196ZM202 262V261H201ZM104 263V262H103ZM178 263V262H177ZM189 263V262H188ZM187 263V264H188ZM191 263V262H190ZM199 263V262H198ZM206 263V262H205ZM28 264V263H26ZM100 264V261H99ZM126 264V263H125ZM192 264V263H191ZM197 264V263H196ZM208 264V263H206Z\"/></svg>","mask_w":264,"mask_h":264}]
</instances>
